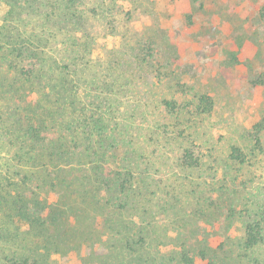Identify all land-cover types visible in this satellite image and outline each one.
<instances>
[{
  "label": "rangeland",
  "instance_id": "1",
  "mask_svg": "<svg viewBox=\"0 0 264 264\" xmlns=\"http://www.w3.org/2000/svg\"><path fill=\"white\" fill-rule=\"evenodd\" d=\"M112 1L85 23L81 96L107 99L106 143L128 150L119 169L136 188L121 220L89 212L58 255L39 249L41 264H264V0ZM139 54L153 63L137 67ZM192 147L197 168L179 161ZM123 237L137 242L129 253Z\"/></svg>",
  "mask_w": 264,
  "mask_h": 264
},
{
  "label": "trees",
  "instance_id": "2",
  "mask_svg": "<svg viewBox=\"0 0 264 264\" xmlns=\"http://www.w3.org/2000/svg\"><path fill=\"white\" fill-rule=\"evenodd\" d=\"M115 6L112 0H0V146L8 154L0 158V264H41L46 255L39 249L58 255L82 223L91 226L89 212L107 223L131 206L138 176L129 166L119 169L122 146L106 143L107 99L84 105L80 86L81 63L91 55L81 45L85 23ZM136 60L139 68L153 63L140 54ZM94 105L100 109L93 112ZM199 110L212 107L203 100ZM179 161L197 168L198 147L184 150ZM260 234L246 229L248 248L260 244ZM121 241L128 253L137 244ZM182 260L195 264L189 254Z\"/></svg>",
  "mask_w": 264,
  "mask_h": 264
}]
</instances>
